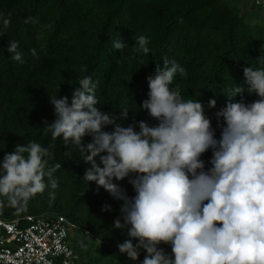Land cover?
<instances>
[{"label": "trees", "instance_id": "1", "mask_svg": "<svg viewBox=\"0 0 264 264\" xmlns=\"http://www.w3.org/2000/svg\"><path fill=\"white\" fill-rule=\"evenodd\" d=\"M240 11L227 0H0V164L18 144L55 145L50 149L52 155L44 158L45 191L19 214L9 207L6 197H0L3 216L63 215L100 240L89 236L92 244H97L84 264H127L131 259L118 247L132 239L122 212L126 201L113 197L96 181H85L92 164L82 159L79 148L71 143L66 146L62 137L53 141L50 133H45V124L56 119L50 97L71 100L78 79L88 76L96 85L101 111L136 131L141 121L153 127L159 121L142 104L149 98L148 77L162 69L167 59L187 73L183 77L177 73L170 88L179 89L185 100L203 103L219 140L226 123L217 114L228 102L227 90L237 85L245 89L235 97L236 102L250 104L260 99L248 91L244 69L264 67V61L258 59L264 58V24L247 21ZM4 19L10 21L6 28ZM139 35L149 40L147 55L134 51V37ZM117 40L125 43L122 50L113 47ZM10 42L18 44L22 62L14 61L7 51ZM213 99L214 108L209 104ZM124 108L129 110L127 119L121 115ZM114 127L108 125L104 130L112 132ZM93 139L92 134H86L83 143ZM212 157L211 148L201 155L205 171L212 167ZM95 161L103 166L100 156ZM57 163L61 167L53 172V178L58 187L52 189L47 172ZM134 178L131 174L113 181L128 199L136 195L129 182ZM49 192L55 193L54 200ZM116 219L124 227L115 228ZM79 233L71 237V243L82 255L88 241L79 238ZM132 242L139 243L137 239ZM157 247L173 255L170 244ZM139 253L136 264H142L147 256L143 248Z\"/></svg>", "mask_w": 264, "mask_h": 264}, {"label": "clouds", "instance_id": "2", "mask_svg": "<svg viewBox=\"0 0 264 264\" xmlns=\"http://www.w3.org/2000/svg\"><path fill=\"white\" fill-rule=\"evenodd\" d=\"M9 23L3 20L5 28ZM134 40L135 52H150L147 37ZM113 47L122 50L125 43L113 41ZM17 48L16 42H10L7 51L14 61L22 62ZM177 73L187 75L179 64L165 59L164 67L148 77L149 98L142 107L159 121L156 126L141 121L136 131L117 123L97 107L96 85L84 76L71 100L50 97L56 119L45 124L44 131L53 141L62 137L66 146L79 148L82 159L92 164L85 181H96L113 197L126 201L122 212L130 226L128 236L139 243L128 239L118 247L131 260H137L143 248L147 256L142 264H264V67L244 69L248 91L260 99L236 102L245 89L237 85L227 90L228 102L217 114L226 123L219 140L203 103L185 100L179 89L170 88ZM209 104L214 108L216 100ZM128 112L121 111L124 119ZM108 125H115L114 131H105ZM86 134H92V143H83ZM54 147L31 141L4 156L0 197H6L17 214L48 186L44 158L52 155ZM210 148L212 167L205 171L200 157ZM97 156L102 167L95 161ZM60 167L57 163L47 172L52 189L58 187L53 172ZM131 174H135L129 182L136 195L128 199L113 181ZM49 197L54 200L55 193L49 192ZM114 227L124 225L116 219ZM161 243L171 245L172 256L157 247Z\"/></svg>", "mask_w": 264, "mask_h": 264}, {"label": "built area", "instance_id": "3", "mask_svg": "<svg viewBox=\"0 0 264 264\" xmlns=\"http://www.w3.org/2000/svg\"><path fill=\"white\" fill-rule=\"evenodd\" d=\"M78 231L100 241L63 215L26 214L8 219L0 204V264H80L82 256L71 243Z\"/></svg>", "mask_w": 264, "mask_h": 264}, {"label": "rangeland", "instance_id": "4", "mask_svg": "<svg viewBox=\"0 0 264 264\" xmlns=\"http://www.w3.org/2000/svg\"><path fill=\"white\" fill-rule=\"evenodd\" d=\"M227 2L231 6H235L239 8L241 10L240 11L241 15L245 19H247V21L256 22L257 20H260V21H263V24H264V0H260V4L254 3V0H227ZM73 234L75 235L76 233H73ZM77 236L81 239L83 238L88 241V243H86V245L83 247L86 253L81 255L83 259H82V262H80V264H84L85 258L86 260L88 259L87 255H93L92 252L96 248L95 244L97 243L92 244L89 236H85L81 232ZM113 246L114 248L116 247L115 244H113ZM127 264H136V260L135 261L129 260Z\"/></svg>", "mask_w": 264, "mask_h": 264}]
</instances>
